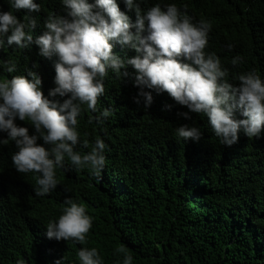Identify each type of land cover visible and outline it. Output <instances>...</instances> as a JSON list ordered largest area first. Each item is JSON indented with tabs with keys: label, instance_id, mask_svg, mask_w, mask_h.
I'll return each mask as SVG.
<instances>
[{
	"label": "trees",
	"instance_id": "obj_1",
	"mask_svg": "<svg viewBox=\"0 0 264 264\" xmlns=\"http://www.w3.org/2000/svg\"><path fill=\"white\" fill-rule=\"evenodd\" d=\"M35 2L41 5L39 13L14 10L21 21L31 15L38 23L28 48L8 45L5 37L0 64L11 59L18 67L6 73L0 66V76L11 79L36 71L44 95L62 103L67 96H49L56 87L58 57L41 55L35 39L45 30L49 11L67 16V9L62 0ZM117 2L134 24L135 10L124 0ZM156 3H175L182 10L186 6L194 21L211 22L206 50L220 57L229 78L255 69L264 79V0H143L141 7ZM9 10L8 0H0V11ZM110 43L121 59L137 55L132 48ZM237 56L243 61L233 66ZM125 70L128 75L119 78L109 70L104 80L97 107L113 110L104 126L87 123L92 113L80 118L82 139L91 144L100 136L107 146L100 179L66 162L57 169L56 189L36 196L33 174H22L13 165L15 142L0 143V264H55L62 257L63 264H79L77 251L84 246L96 247L104 264H117L122 257L114 249L119 245L133 255V264H264V132L249 137L241 130L236 143L223 145L206 116L190 112L166 91L145 89L153 92V103L146 108L143 97L137 103L136 70L132 65ZM183 112H190L191 119L180 115ZM236 116L244 118L239 110ZM15 122L35 134L29 121ZM183 124L199 127L201 139H178L174 130ZM6 138L7 133L0 132V140ZM37 143L44 144L43 138ZM67 197L83 203L92 217L85 245L46 235V223L60 215Z\"/></svg>",
	"mask_w": 264,
	"mask_h": 264
},
{
	"label": "clouds",
	"instance_id": "obj_2",
	"mask_svg": "<svg viewBox=\"0 0 264 264\" xmlns=\"http://www.w3.org/2000/svg\"><path fill=\"white\" fill-rule=\"evenodd\" d=\"M143 0H124L128 9H134L133 22L121 11L117 0H62L67 16L49 11L44 20L45 30L35 39L40 54L57 56L55 64L56 87L49 96H67L62 103L49 99L42 90L41 76L31 69L27 75L0 76V132L7 138L0 143L14 141L18 149L12 155L13 165L22 174H33L36 196L52 193L60 183L57 169L68 162L77 171L88 169L97 179L106 167V143L96 136L90 144L81 136L80 118L92 113L89 125L103 127L112 109L97 107L98 98L105 92L104 80L109 70L116 76H127L122 71L132 65L135 84L147 108L153 103V92H167L174 100L187 106L190 112L208 118L215 137L223 145L231 146L239 139L241 130L256 137L264 132V79L255 70L231 74L222 65L220 57L207 51L212 24L201 18L194 21L175 3H156L143 9ZM12 10L0 11V47L16 45L23 50L31 46L38 17L25 15L21 21L14 10L28 9L39 13L41 5L35 0H8ZM135 27V32L131 29ZM147 35H142L144 31ZM115 41L134 49L137 55L121 59L113 54ZM231 47V45H229ZM243 57H233V66L242 63ZM6 73H15L17 63L4 61ZM171 107V106H168ZM239 110L243 119L237 118ZM190 112L180 113L191 119ZM29 121L35 134L28 127L18 126L16 119ZM178 139L199 141L201 129L183 124L175 128ZM88 133H84L86 137ZM42 137L44 144H38ZM45 145H49L46 147ZM79 149H90L82 152ZM92 228V217L86 206L67 197L60 208V215L46 223V235L56 240L87 242ZM114 252L122 259L117 264H133L134 257L124 245ZM79 264H104L96 247H81L77 251ZM64 257L55 261L63 264ZM17 264H24L22 260Z\"/></svg>",
	"mask_w": 264,
	"mask_h": 264
}]
</instances>
